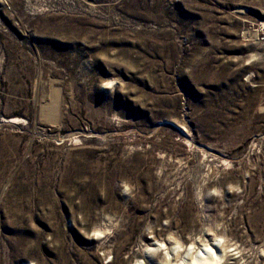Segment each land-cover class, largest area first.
Wrapping results in <instances>:
<instances>
[{"label": "rangeland", "instance_id": "374dc122", "mask_svg": "<svg viewBox=\"0 0 264 264\" xmlns=\"http://www.w3.org/2000/svg\"><path fill=\"white\" fill-rule=\"evenodd\" d=\"M202 252L264 264V0H0V264Z\"/></svg>", "mask_w": 264, "mask_h": 264}, {"label": "bare ground", "instance_id": "6f19581e", "mask_svg": "<svg viewBox=\"0 0 264 264\" xmlns=\"http://www.w3.org/2000/svg\"><path fill=\"white\" fill-rule=\"evenodd\" d=\"M209 248V247H208ZM210 250V249H209ZM208 250V251H209ZM202 251V250H201ZM210 252H212V250H210ZM210 254V253H209ZM206 256H208L206 253H200V256H197L196 259H194V261L192 263L189 264H208L209 262V258H206ZM211 262V261H210ZM184 264H188V263H184Z\"/></svg>", "mask_w": 264, "mask_h": 264}]
</instances>
